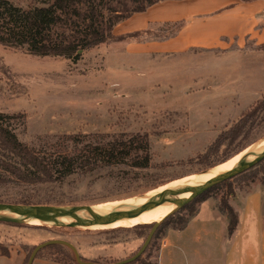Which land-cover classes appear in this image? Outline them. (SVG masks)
Wrapping results in <instances>:
<instances>
[{"label":"rangeland","instance_id":"1","mask_svg":"<svg viewBox=\"0 0 264 264\" xmlns=\"http://www.w3.org/2000/svg\"><path fill=\"white\" fill-rule=\"evenodd\" d=\"M8 1L22 9L38 6L36 0ZM121 26H116L113 34H123L125 29ZM53 33L68 39L71 35L63 28ZM140 47L139 43L107 42L84 51L78 61L72 62L59 57H34L0 45V114L22 143L35 149L72 154L80 148V142H93L95 138L76 144L68 141L67 136L145 133L151 152L150 167L143 171L130 172L121 166L72 175L56 184L0 186V203L29 202L30 206L63 208L98 206L145 195L153 186L171 180L187 179L208 169L196 161L198 156L252 106L232 94L247 86V93L256 88L261 92L259 99L264 96V65L260 64L264 59H252L258 68L241 71L236 68L237 60L241 63L237 55L216 58L206 67L203 62L194 65L186 58L141 55ZM221 56L216 52L214 57ZM245 61H249L247 56ZM255 81L254 87L251 84ZM262 139L264 110L256 116L247 135L231 146L223 145L209 158V165L231 159L241 147ZM0 175H4L1 170ZM254 181L264 183L258 168L230 179L211 196L220 198L228 189L233 193L237 187ZM0 230L8 238L6 244L17 242L16 236L9 235L10 230L19 231L21 240L26 237L28 245H22L26 254L24 264L33 247L48 240H65L76 247L82 258L100 263L127 259L144 241L136 232L123 228L91 230L32 222L0 223ZM161 235L133 264H156ZM100 246L112 248L110 258L92 259L93 249ZM50 254L46 250L38 257Z\"/></svg>","mask_w":264,"mask_h":264},{"label":"trees","instance_id":"2","mask_svg":"<svg viewBox=\"0 0 264 264\" xmlns=\"http://www.w3.org/2000/svg\"><path fill=\"white\" fill-rule=\"evenodd\" d=\"M160 1L164 0H112L108 3H104V0H36L38 6L22 9L12 5L8 0H0V45L21 50L34 57H59L76 62L84 51L107 42L164 41L178 33L180 23L168 24L159 29H146L122 35L113 34V29L119 23L133 14L146 11L147 8ZM102 6L104 8L100 11L99 7ZM167 27L170 28L167 29ZM58 28L69 31L70 39L64 35L54 36L53 32ZM248 48L264 51V43ZM263 110L264 96L242 113L237 121L221 131L196 161L206 165L208 169L217 164H224L229 158L215 165H209L208 161L223 145L231 146L240 138L243 139L253 126L256 116ZM4 117L0 114V170L4 173L0 175V186L56 184L72 175H86L103 168L124 166L133 172L146 170L151 164L149 138L145 133L67 136L65 138L68 141H76V144L82 139H95L93 142H80L82 143L78 144L81 145L80 148L72 154H62L25 145L4 124ZM246 147H241L233 156L242 152ZM257 168L264 176V160L248 172ZM228 182L229 180H226L213 186L178 212L167 216L157 228L151 242L166 230H182L189 217L195 213L196 205L210 197L215 189ZM164 184L166 183L153 186V190ZM231 194L232 190L228 189L226 194L220 197L218 205L219 210L228 220V237H231L238 223L236 212L228 204V197ZM9 204L30 206L31 203L9 202ZM151 227L152 224H147L123 229H131L136 232L138 238L144 237L145 239ZM46 250L51 252L48 258L53 262L76 264L71 251L60 245L44 248L38 252L36 258ZM2 253L8 254L3 250ZM83 260L86 259L83 258ZM138 260L139 258L136 261Z\"/></svg>","mask_w":264,"mask_h":264},{"label":"crops","instance_id":"3","mask_svg":"<svg viewBox=\"0 0 264 264\" xmlns=\"http://www.w3.org/2000/svg\"><path fill=\"white\" fill-rule=\"evenodd\" d=\"M173 23L181 24L178 33L164 41L139 43L141 55L186 58L194 65L203 62L206 67L216 58L237 55L241 63L237 60L236 68L241 71L258 68L252 59H264V51L248 48L264 43V0H164L119 24L124 26L122 33L127 34ZM216 52L222 56L214 57ZM251 85L257 86L256 81ZM246 88L232 96H240V101L253 105L261 92L255 88L247 93ZM219 200L217 196L206 198L196 205L195 213L182 230L162 233L156 264H264V183L254 181L239 186L228 197V204L238 217L231 237L227 235L228 220L218 208ZM5 235L0 233V264H24L26 254L22 245H28L26 237L21 240L19 231L10 230L9 235L16 236L17 242L6 244ZM2 250L8 254L4 255ZM111 250L107 246L96 247L92 259L110 258ZM32 264L60 263L37 257Z\"/></svg>","mask_w":264,"mask_h":264},{"label":"water","instance_id":"4","mask_svg":"<svg viewBox=\"0 0 264 264\" xmlns=\"http://www.w3.org/2000/svg\"><path fill=\"white\" fill-rule=\"evenodd\" d=\"M263 160H264V150L255 156L242 158L241 160L238 161V163L232 170L221 172L216 176L210 178L199 188L189 193V196L185 198L181 197L184 193L180 191H173L170 192L169 194L156 198L143 206L130 209L124 212H120L114 215L96 212L93 210V206H74L71 208H63V207L49 206V205L21 206V205L9 204V203H0V223L19 224V223H28L30 221H37L41 223V225L44 223H51L54 226H59L64 228L82 227V226L88 227L94 224L110 225L115 222L140 215L148 210H152L154 208L166 204H171L177 200L180 201V204L170 214H168L169 216L181 210L186 204L192 202L196 197L203 194L213 186L221 182H224L226 180H230L242 173L247 172L248 170L260 164ZM79 213H87L90 216V219L82 222H72V223L62 222L63 219L74 218ZM161 222H155L152 224V227L148 232L147 236L145 237L141 247L137 250L135 254H133L131 257L127 259L118 262L100 263L92 260H83L76 247L71 243L65 240H48L33 247V249L31 250L28 256L26 264H32L38 252H40L46 247L53 245H60L68 248L74 257V261L76 264H130L132 262H135L145 252Z\"/></svg>","mask_w":264,"mask_h":264},{"label":"bare ground","instance_id":"5","mask_svg":"<svg viewBox=\"0 0 264 264\" xmlns=\"http://www.w3.org/2000/svg\"><path fill=\"white\" fill-rule=\"evenodd\" d=\"M264 150V139L259 142L250 145L245 150L225 162L220 166L213 167V169L209 168L207 170L201 171L194 176H190L184 180H177L173 182L166 183L154 190L149 191L147 194L142 196H137L133 198H129L126 200L115 201L113 203L102 204L98 206H93V210L100 213H105L109 215H114L120 212H124L130 209H134L140 206L147 204L148 202L169 194L173 191H180L184 193L181 197L185 198L189 196V193L199 188L202 184H204L210 178L216 176L217 174L225 171L232 170L239 160L244 157H252ZM180 201H175L171 204H166L152 210H148L140 215L130 217L128 219L115 222L110 225H99L94 224L88 226L91 230H113L118 228H129L135 225H147L153 224L155 222L163 221L168 214H170L178 205ZM90 216L87 213H79L76 217L70 219H63V223H72V222H82L85 220H89ZM37 221H30L29 224ZM45 225H52L51 223H44ZM78 228V227H77Z\"/></svg>","mask_w":264,"mask_h":264}]
</instances>
